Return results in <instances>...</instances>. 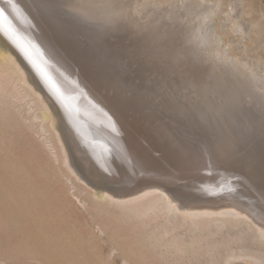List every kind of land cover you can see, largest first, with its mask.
I'll use <instances>...</instances> for the list:
<instances>
[{"label":"bare ground","instance_id":"obj_1","mask_svg":"<svg viewBox=\"0 0 264 264\" xmlns=\"http://www.w3.org/2000/svg\"><path fill=\"white\" fill-rule=\"evenodd\" d=\"M189 1L192 2L193 0ZM234 1L229 5L226 3L229 8L226 6L224 7L228 8L226 14L231 23L228 29L233 33L232 35L236 36L234 33L237 34L238 41H241L245 37V33L246 39L248 38L247 34L251 33V35L254 36L256 33L254 36L256 38L254 39L252 37L255 42L252 43L251 41V43H248L250 41H247V44L244 42L246 44V52L235 49L233 46L236 45L234 44L232 46L229 42V44L223 42V23L218 25L215 24V13L218 7H220L221 0H207L205 6L203 5V1V6H199L198 0L196 1L197 4L192 2L195 6L190 4L187 0H0V8L4 9L7 17V22L0 24V180L8 181L17 174L25 175V167L21 161L18 160L17 154H15L13 150L14 135L12 136L10 134L8 136L4 132L6 128L3 129L7 123L5 126L2 124L6 122L5 119L9 112L8 110V112L6 111V106L15 104V102L12 103V100H25V98L31 97V102L36 103L37 105H35L39 107L38 109L40 111V114L38 113L39 115L34 114L35 118L42 119V123H44L43 121L48 122L57 134L61 131L62 137L69 150L71 164L77 170L78 175L71 168L66 153H64L63 157V161H65L64 166H68L71 172L76 174V179L88 187L93 197L98 201L97 203H101V205L105 204L109 207L112 205L119 208V210L123 212L125 218H139L140 221V217H146L150 222L151 220L154 221L163 216L167 223L176 221L177 218H180L179 223L181 225L189 223L190 228L192 227L195 229L198 226L203 227L204 224H206L207 227L214 224L216 227L217 224H219L218 221L223 220L231 221V223L232 221L235 223L244 222V225L247 223L254 229L255 239L258 237L264 243V211L261 210L264 208V179H262V173L259 174V172H261V167L255 168V170H257L256 174H259L255 175L252 173L254 171H251V169L254 168L253 165V168L249 167V169L247 163L246 169H239L237 167V169H235V167L231 168L228 166L221 167L218 166L220 163H215L213 159L212 161L217 164L216 168L214 165H211V162L210 165H206L198 158H191V156L185 154L178 145L174 144L169 139L155 136L150 128L146 126L147 124L145 125V115L135 103L134 98L127 96L123 90H120L117 82L109 79L111 77L107 78L103 76L101 70V73L95 71L92 66L93 63L91 64L92 60L88 58L89 55H85L84 50L80 48V45L74 40L75 34H83V36H86L87 42L84 39L82 40L86 43L95 42L94 46H102L105 48L104 51L110 54L113 50H121L123 52L124 50L134 47V42H130L127 37L130 34H139L147 42L148 55L158 56L161 61L160 63L167 66L168 69L169 67H187L188 71L190 69V71L192 70L194 73L201 75V78H197V80L212 92L209 93L213 94L212 99H214L217 108L216 114L218 115V113H220L231 117L230 128L226 130V133L231 140L233 139L232 141L234 144L237 145L239 141L243 142V145L245 144L247 146H244L246 148L244 154L251 157L252 154H254L253 151L257 150L255 149L256 147H264L260 134L261 116L264 115V19L261 18L264 15L261 17L256 15L258 18L251 20L247 17L249 14H244L247 19L253 21L254 24L252 22L250 23H252L254 27L256 26L255 31L249 30L250 32L248 33L246 32V26L249 22H247L246 25L244 24V21L247 19L244 20V17L240 15L242 13L239 12L238 14L237 11L239 10H237ZM13 4L15 7H12ZM241 4L243 5L244 3ZM245 5H247V3L243 6ZM244 8L245 10L250 9V7ZM238 9H240V6ZM245 10L244 13L254 11ZM251 14L254 13H250L249 16H251ZM240 18L244 21L242 20V22ZM205 19L211 21V26L202 28L199 22L205 21ZM217 20H219V18ZM8 23H10L12 30L29 47L32 59H29V57L24 54L15 43L13 37L5 30L8 27ZM251 28L252 26H250L249 29ZM230 31L228 32L230 33ZM253 32L254 34H252ZM227 38L228 37H226V39ZM109 39L119 44L113 46L111 45L112 43L109 42ZM228 39L230 40V38ZM248 39L251 40V38ZM126 41H129L130 45H124L123 42ZM80 43H82V41ZM233 43H235V41H233ZM238 43H240L241 46V42ZM86 45L89 47L88 44H85V46ZM240 46L239 49H241ZM114 51L113 53L118 52ZM135 62L138 61L136 60ZM149 64L147 65H149L151 69L153 63ZM36 65H39L40 68L44 69V71L51 76L59 92H57L45 79ZM179 71L181 70L179 69ZM182 71L181 73H184ZM185 76H183V78ZM188 76L189 75H187V77ZM115 77L117 76L115 75ZM177 78L178 77H176V79ZM153 80L152 82H154ZM164 92H166V90H164ZM160 94L161 93H159V95ZM183 98L185 99V97ZM172 100L174 99L172 98ZM169 102L171 101L169 100ZM184 103L185 102L182 104L180 103V105L183 106ZM208 103L209 101L207 104ZM30 104L32 103L29 102L28 106ZM171 104H169V106ZM17 106L21 105L19 104ZM182 106L180 107L181 110L175 109V105L173 109L177 111L178 115H183L186 118L190 117L191 115L189 116V113L187 114ZM12 107H14V105ZM12 107H9V110H11ZM21 108L22 107H20V109ZM195 110L194 108V111ZM26 112L28 113V111ZM13 113V116H17L15 115L17 112L15 113L14 111ZM210 113H212L213 116ZM214 113L209 112L210 117L217 118ZM195 116L197 118H203L201 120L204 121V123L208 121L204 119L206 116L200 114L199 110L198 114L196 113ZM27 118L31 119L30 117ZM14 119L15 117L13 120ZM190 120L195 122L201 121L200 119L192 120V118ZM211 120L215 122L213 121L214 119ZM219 120L221 121L220 118L218 121ZM16 122L18 123V120ZM208 122H206V125L210 126ZM149 123H151V121H149ZM149 123L148 125H150ZM20 125L18 126L20 127ZM151 125L150 127L154 126ZM211 127L209 128L212 129ZM219 127H221V125ZM41 129L40 131H42ZM44 129H46V127ZM163 130L164 129L161 128L160 131L163 132ZM196 130H198V126H196L195 131ZM218 130L216 131L218 132ZM199 131H202V129L198 130L197 133H199ZM191 133L194 132L192 131ZM222 134H224V132ZM197 135L199 136V134ZM59 136L60 134L58 136L56 135L57 138ZM257 136L259 138L253 141ZM200 139L203 140L205 138L201 137ZM210 139L213 138L211 137ZM217 139L220 140L219 138ZM60 140L58 141L57 139L58 142H60ZM235 147H238V145ZM61 148H63V145ZM260 151H262V148L259 151L257 150V153L259 154ZM256 154L253 156L255 157ZM243 156H240V159L241 157L243 158ZM236 157L233 155L231 158L236 159ZM249 157L246 159L249 160ZM254 157L253 159L257 158V160L260 161V158H258L259 156H256V158ZM251 158L250 160H252ZM217 161L219 162V159H217ZM222 163L221 161V164ZM233 163H235L234 160ZM234 165L237 166V164ZM244 165L245 163H242V167H244ZM209 166H214L215 168L213 167V169ZM81 175L84 176L89 183L84 181ZM71 184L74 185V183ZM5 204L6 203L0 201V207ZM90 206L91 205H89V207ZM101 211L102 209L100 210L99 208V213ZM112 214L114 213L112 212ZM118 218L119 217H117V219ZM115 221L117 220L115 219ZM13 222L15 223V220H11L5 215L0 214V227L2 231H4L5 238H8L10 235V230L7 229H12L14 227ZM151 223L153 224V222ZM96 225L97 224H95V226ZM100 225V230L103 232L107 230L105 224L100 223ZM238 225L242 224L238 223ZM23 226L24 225H22V227ZM161 226L162 225H160V227ZM218 226L220 227L221 225ZM136 227L137 226L134 228ZM115 228L116 230L117 228L119 229V227L116 226ZM121 229H123V227ZM146 229L142 230L147 231ZM207 229L205 230L208 231ZM163 231L162 233L167 236V233L170 232L169 227L164 226ZM192 231H194V229ZM134 232L136 231L134 230ZM197 235L199 237V234ZM189 237L191 238V236ZM170 239L172 240H167L168 242L166 243L171 250L174 248V255L178 254L179 257L182 255V259L183 257L186 258L184 254L187 253L189 248L192 252L196 253L203 249L201 243L202 238L200 241L191 240L190 243L185 240H179L178 237L175 238L174 241L172 237ZM147 240H145V242ZM206 240L205 238V242ZM37 241L40 242L44 240L39 237ZM157 242H160V240ZM143 243L142 245H144ZM147 244L149 245V243ZM62 245H64V242ZM212 245L215 246V243H212ZM214 246L210 247L213 249ZM157 247L159 246L155 245L154 250H156ZM216 247H218V245ZM62 248L63 249H60V247L44 248L43 246V252H40L33 246L30 247L27 244H19L18 242L11 243L7 241L0 247V264H107L105 261L107 259L103 262V260L100 261V258L98 259L95 255H91V248ZM140 250L143 249L141 248ZM242 250L240 253H235L233 251L234 253L229 255V257L226 256L227 259H225L226 257L223 258L224 260H222V262L231 263V259L233 260V258L241 260L239 259L240 257H247L264 264L263 259L259 258L260 256L250 252H243ZM114 251L116 250L114 249ZM208 251L202 252H204L205 255V253L209 254ZM202 252L200 253L201 256L203 255ZM131 253H136V250L132 249ZM140 253L141 252L138 250L137 254ZM108 254L110 256L113 255L110 251ZM153 254H155L154 251ZM213 254L215 253L213 252ZM109 255L106 257L109 258ZM164 255L166 257L168 254L164 253ZM220 255L222 256V253ZM116 256L119 257V254ZM196 256L199 255L196 254ZM103 257L104 256H102V259ZM169 257L171 258V256ZM110 258L112 259V257ZM157 258H159L160 261L161 258ZM170 258H166L168 259V263ZM203 258L204 260L207 259L205 257ZM164 260L165 259L162 261ZM235 260H233V262ZM254 260L246 261L250 263H245L243 261L244 263L231 264H255L253 262ZM164 264H166V260Z\"/></svg>","mask_w":264,"mask_h":264},{"label":"rangeland","instance_id":"obj_2","mask_svg":"<svg viewBox=\"0 0 264 264\" xmlns=\"http://www.w3.org/2000/svg\"><path fill=\"white\" fill-rule=\"evenodd\" d=\"M187 1L190 4H193V3L197 4V2H196L197 0H193V1L191 0L193 3L190 2L189 0H187ZM202 1L198 0L199 6L200 5L201 6L206 5L205 2L207 0H202ZM233 1L234 0H230V1L229 0H224V1L221 0V4L219 5L220 7H218V10L216 11L217 14L215 13V17H216L215 18V24L218 25L220 23L221 24L223 23L222 28L224 31L222 34V39H223L224 43L225 42L227 44L230 43V45L232 44V46L234 44V45H236V46H233L235 49H237L239 51L242 50L244 52L246 50V48H245V45L247 44L246 42L250 41L248 43H251V41H252V43H253V42H255V40H253L252 37L254 39L256 38V37H254L256 33L255 34H254V32L252 33V34H254V36H252L251 33H249L252 30H254V31L256 30V26L254 27V25H252L253 21H250L249 19L255 20L259 16L261 17L264 15V0H249V1L244 0L245 2L243 0L242 1L235 0L236 2L234 1V3H236L237 10H239V11H237L238 14H239V12L242 13L240 15L244 17V20L247 19V17L249 18V19L244 21L243 19H241L242 17L239 16V17H241L240 18L241 21L243 20L245 22L244 23L245 25L247 24V22H249L246 26L247 27L246 32L249 33V34H247L248 35L247 37L251 38V40L248 38H247L248 39L247 40L245 38L246 37V33H245V37H244L245 39L243 38L241 41H238V35L237 34L234 33V35H236V36H233L232 35L233 33H231V31L228 29L231 23L229 22L230 20L228 19L227 14H226V12L229 8V6H227V4L229 5L230 3H233ZM202 3H203V5H202ZM241 3H244V4L247 3V5L243 6L244 4L242 5ZM195 4H193V5L195 6ZM221 5L222 6L224 5V6L222 7ZM225 6L228 8H224ZM239 6H240V9H238ZM241 6L243 8L244 7H250V9H246V10H248V11L254 10V11L250 12V13L253 12L254 14H251V16H249L250 13H246V12L244 13L245 8L243 9ZM244 14L245 15L249 14V15L246 17ZM263 17H261V18L264 19ZM218 18H219V20H217ZM225 19H226V22H225ZM250 22H252V23H250ZM201 24H203V25H201ZM249 24H251V25H249ZM199 25L202 28H206L208 26L210 27L211 21L209 19H205V21H200ZM248 26H249V28H250V26H252V28L249 29ZM227 29H228V31H230V33L227 31ZM225 34H227V35H225ZM249 35H250V37H249ZM226 37L230 38V40L228 38L226 39ZM82 39L86 40V42H87L86 36H83V34L78 33V34L74 35V40L80 45V48H82L84 50L85 55H87V56L89 55L88 58L92 60L91 64L93 63L92 64L93 69L95 71H99V72L101 70L102 73L101 72L100 73L107 78L111 77L109 79L117 82L118 88L120 90H123V92L127 96L134 98L135 103L140 107L141 111L145 115V118H144L145 125L147 124L146 126L150 128V130L155 134V136L160 137V138L168 137L166 139H169L174 144L178 145L182 149V151L185 152V154H187L188 156H191V158H198L199 160H201L206 165L207 164L210 165V162H211V165H214L216 167L217 164H215V163L217 162V163L221 164V161H222L223 162L222 164H224V165L218 164V166H221V167L228 166L231 168L235 167V169H237V168L246 169L248 167V169H249V166L245 163L246 161H248V159H246V158L249 157L246 154H244L245 150H246V148L244 146H246V145L245 144L243 145V142L239 141V142H237L238 147H235L237 145L234 144V142L232 141L233 139L231 140L229 135L226 133V130L230 128L231 117L226 116V115H222L218 112H217L218 115L216 114L217 108L215 106L216 103H215L214 99H212L213 98V94H211L212 92L210 91V89L205 88V86L200 84L197 80V78L198 79L201 78V75H198L197 73H194L192 70L190 71V69H189V71L192 73L191 74L188 71L187 67H172V68L169 67V69H168L167 66L160 63L161 61H160V58H158V56H156L157 57L156 58L153 55H148L149 58L151 56V58H150L151 61L152 60L154 61V63L152 64L153 66H151V69L149 66L151 64L148 63L149 65H147V64L144 65L145 64L144 62L139 61L135 58L125 68L122 65L120 59H118V58H125V54H126L127 50H124L123 52L121 50L120 51H118V50L114 51L113 50L114 52L118 51L117 52L118 54L113 53V51L112 52L110 51L111 53L107 54V52L104 51V49H105L104 47L94 46L95 42L94 43H86ZM224 39H225V41H224ZM232 40L235 41V43H237V44L233 43ZM81 41H82V43H80ZM109 42H111L112 44L111 43L110 44L113 46L119 44L118 42H116V43L113 42V40H111V39H109ZM126 42H128V43H126ZM126 42H123V44L126 46L130 45L129 41H126ZM238 42H241V46H240V43H238ZM85 44H88L89 47L87 45L85 46ZM92 45H93V47H92ZM237 45H238V47H237ZM239 46L241 47V49H239ZM97 49H98V51H97ZM97 54H99V55H97ZM152 56H153V59H152ZM136 60L138 62H135ZM155 63L156 64L158 63V64L156 65ZM159 65H160V67H159ZM161 67L166 68L168 71L162 72L160 70ZM174 68H176V69H174ZM179 69L181 71L184 70L182 72H184L185 74L181 73V71H179ZM156 71H158V72H156ZM115 75L117 77H115ZM160 75H162L164 77H162ZM187 75H189V76L187 77ZM183 76H185V77L183 78ZM176 77H178L177 78L178 80L176 79ZM155 79H156V81H155ZM120 80H121V82H120ZM152 80L154 82H152ZM157 80H159V81H157ZM162 84H165V85H162ZM164 90H166V92H164ZM167 91L170 93H168ZM209 92H211V93H209ZM159 93H161V94L159 95ZM204 93H206V94H204ZM179 94H181V95H179ZM166 95L167 96L172 95L174 97L168 96L170 98L169 99ZM207 96L209 97V99ZM210 96H211V98H210ZM183 97H185V99ZM199 97H200V100H199ZM19 98H20V96H19ZM172 98L174 100H172ZM22 100L14 99V100H12V103L15 102V104H13L14 107H12L13 105H7L8 107L6 106V111L7 110L9 111V112L7 111L8 112L7 116L9 118L5 114L7 120L5 119L6 122L4 124H2L3 126H5L7 123V125L3 129L6 128L4 132L8 136L10 134L12 136L14 135V140H13L14 149L13 150H14L15 154H17L18 160H20L21 163L23 164V166L25 167V172H24L25 175L23 176V174L22 175L17 174L14 178H12L8 181L0 180V201L3 203H6L4 206L0 207V214L5 215L6 217H8L11 220H15V223L13 222L14 227L12 229H7V230H10V235L8 238L4 237V231H2V228L0 227V247L5 242L8 241L11 243L18 242L19 244H27L30 247L33 246L40 252H43V250H42L43 246H44V248L45 247H60V249H63L62 247L67 248V249H70L72 247L73 248H83V249L91 248L92 250L90 249V254L93 256L95 255L98 259L100 258L99 260L100 261L103 260V262L105 259H107V260L109 259L108 261L105 260L107 262V264H124V262L126 260L128 262L126 261L127 263L125 262V264H164L165 260H166V264H181V263L186 264V262H187V264H198V263L199 264H203V263H206V264L211 263L212 264V262H213V264H215V263L216 264H220V263L221 264H223V263L224 264H231V263H244V262L250 263V262H246V261H248V260L252 261L254 259L251 260V258H247V257H245V258L240 257L239 259H241V260H238V258H233V260H235V259L236 260L233 262V260L231 259V263H225V261L222 262V260H224L223 258H225L226 256L229 257V255H231L234 252L240 253V251L242 249H244V250H242L243 252L244 251L250 252L254 255L260 256L259 258L263 259V262H264V252H262V251H264V243L258 237H256V239H255V233L253 232L254 229L247 223L244 225L243 224L244 222H236L235 223L234 221H232V223H231V221L223 220V221H218L219 224H217L216 227L214 224H213L214 226L211 225L213 227H211V226L207 227V225L204 224L203 227L198 226L195 229L192 227L190 228L189 223H184L185 225H183V224L181 225L179 223L180 218H177L176 221H171L170 223H167V221L165 220V217H163V216L159 217L157 220L156 219L154 221L151 220L150 222H149L148 218H146V217H143V218L140 217L141 218L140 221H139V218L126 217L128 219L127 220L125 218V216L123 215V212L121 210H119V208H116L112 205L109 207L105 204L101 205V203H97L98 201L93 197V195H92L91 191L88 189V187L76 179L77 170L71 164L69 150H68L67 145H66V143L62 137L61 131L57 134V132L54 131L53 127L48 122L43 121L44 123H42V119L35 118V115L36 114L39 115L40 111L38 109L39 107L38 106L36 107L37 104L34 102H31V97H27V98H25V100L24 99H22ZM169 100L171 102H169ZM177 100H179V101H177ZM202 100H204V101H202ZM208 101H209V103L207 104ZM29 102L32 104H30L28 106ZM183 102H185L183 104V106L180 105V103L182 104ZM211 102H213V103H211ZM168 103L169 104L172 103V104L169 106ZM19 104L21 106H17ZM32 105L34 108L32 107ZM174 105H175V109H177V110L178 109L181 110L180 107L182 106V108H184L183 110H185L187 112V114L189 113L188 114L189 116L191 115L190 117L192 118V120L203 119V118H197L195 116L196 113L198 114V110H199L200 114H203L204 116L207 117V119H206V117L204 119L208 120L209 122L205 121V123H204V121H202V120H201L202 122L201 121L195 122V121H191L190 117H188L189 118L188 119L183 115H178L177 111L173 109ZM177 105H178V107H177ZM25 106L28 108H26ZM197 106H198V108H197ZM9 107L10 108L12 107L11 110H13V111L9 110L10 109ZM20 107H22V108L20 109ZM25 108H26V111H28V113L25 111ZM194 108L196 109L195 111H194ZM207 109H209V110H207ZM18 110H19V113H18ZM210 110H212V111H210ZM14 111H15V113L17 112L15 114L17 116H13ZM36 111H38V112H36ZM209 112H213V113L215 112L214 114H216L215 117H217V118L210 117V114H212V113L209 114ZM12 113H13V115H12ZM9 114H10V116H9ZM212 116H213V114H212ZM14 117H15V119L13 120ZM25 117L26 118L30 117L31 119H28V118L26 119ZM153 117L156 119H154ZM146 118H147V120H146ZM148 118H150V119H148ZM219 118L221 119L222 122L220 120L218 121ZM33 119H36V120H33ZM211 119H214L213 121H215V122H212ZM8 120L10 123L8 122ZM17 120H18V123L16 122ZM148 120L151 121V123H149ZM146 121H148V122H146ZM206 122H208V124L210 123L209 124L210 126H207ZM148 123L150 125L152 124L151 126L154 125L153 126L154 128L150 127V125H148ZM198 123H200V124H198ZM18 125H20V127ZM45 125H47L49 127L51 126V127L49 128ZM220 125H221V127H219ZM196 126H198V130L202 129L203 132L199 131V133H197L198 130L195 131ZM202 126L204 129L202 128ZM7 127H8V129H7ZM45 127H46V129H44ZM209 127H211L212 129H210ZM217 127H219V128H217ZM10 128H12V129L9 130ZM156 128L160 129V130H161V128L164 129L165 130V132L163 130L164 135L162 136L160 134L161 131L160 132L156 131L157 130ZM191 128H195V129H191ZM40 129L42 131H40ZM213 129H215V130H213ZM218 129L221 131H219ZM216 130H218V132ZM192 131L195 134L191 133ZM33 132H34V134H33ZM223 132H224V134H222ZM196 133L199 134V136ZM205 133H206V135H205ZM59 134H60V136H59L60 138L59 137L57 138L56 135L58 136ZM200 134H202V135H200ZM203 134H204V136H203ZM216 134H218V135H216ZM209 135L213 139H210L211 137ZM224 135H225V138H224ZM201 137L205 138V139L206 138L210 139L212 141V143L214 145V151L211 154L209 153L207 145L202 142L205 139L202 140V139H200ZM217 138H219L220 140H218ZM258 138L259 137L257 136L256 138L253 139V141H255V139H258ZM57 139H58V141L61 139L60 142H58ZM197 139H199L201 141H199ZM219 141H220V143H219ZM62 145H63V148H61ZM239 145H240V147H239ZM261 148L262 147H260V148L256 147L255 149H257L259 151ZM257 150H255L256 153H257ZM255 151H253L254 154H252V156H251L252 158L249 157V160L251 158L253 161H255L254 163L257 164V165L254 163L252 164L254 167L253 168L251 166V168L254 169V170L251 169V171H254L252 173H254L255 175H259V174H261V172H259V174H256L257 170H255V168L257 169L260 166V165H258L260 163L257 160L256 156H259L258 158H260V154H261L260 152L261 151L259 152V154L258 153L256 154ZM64 153H66L69 164H71V168L74 170V172L76 174L74 172L72 173L71 170L68 168V166H64V163H65V161H63ZM246 153H247V151H246ZM255 154H256V156L254 157L253 155H255ZM233 155H234V157H236L237 155L239 157L237 156L236 159L235 158L233 159V158H231V157H233ZM245 155H246V157H245ZM220 156L223 159H219V162H218L217 159ZM240 156H243L244 159L242 157L240 159ZM253 157L256 159H253ZM226 158H229V159H226ZM233 160L235 163H233ZM239 160H240V162H239ZM256 160H257V162H256ZM242 163H245L244 167H242ZM234 164H237V166ZM246 165H247V167H246ZM209 167L213 168L212 166H209ZM260 171H261V169H260ZM84 181H86V180H84ZM71 183H74V185ZM83 190H85L86 192ZM84 195H86V196H84ZM81 199L85 202H83ZM88 200H89V202H88ZM91 201H92V203H91ZM89 205H91V206L89 207ZM99 208H100V210L102 209V211H101L102 213L101 212L99 213ZM112 212L114 214H112ZM106 214H107V216H106ZM117 217H119L121 219H119V218L117 219ZM115 219L117 221H115ZM134 220H135V222H134ZM118 221H119V223H118ZM130 221L133 224H131ZM159 221H160V223H159ZM136 222L139 224H137ZM151 222H153V224ZM154 222H155V224H154ZM156 222H158V223H156ZM233 222H234V224H233ZM100 223L106 225V227H107L106 231L103 232L102 230H100V228H101ZM125 223H126V225H125ZM140 223H141V225H140ZM149 223H150V225H149ZM164 223H166V224H164ZM226 223H227V225H226ZM238 223L242 224V225H238ZM95 224H97V225L95 226ZM236 224H237V227H236ZM22 225H24V226L22 227ZM160 225H162V226L160 227ZM171 225H172V227H171ZM218 225H221V226L219 227ZM247 225H249V226H247ZM115 226L119 227V229L117 228L118 231L116 230ZM133 226L134 227L137 226V227L134 228ZM142 226H144V227H142ZM153 226L155 227V229ZM164 226L169 227V230H170V232H169L170 234L167 233V236H166V234L162 233V231L164 230ZM122 227H123V229H121ZM147 227L151 230H149ZM151 227H153V228H151ZM133 228L136 232H134V230L132 231ZM199 228H200V230H199ZM125 229L126 230L128 229V230L126 231ZM142 229L143 230L146 229L147 231H143ZM190 229H192V230L194 229V231H192ZM205 229H207L208 231H206ZM156 230H158V231H156ZM155 232L157 235L155 234ZM98 233H99V235H98ZM153 233H154V235H153ZM188 233L192 234V235H189ZM212 233H214V234H212ZM70 234H71V236H70ZM139 234H140V236H139ZM180 234H181V236H180ZM197 234H199V237ZM131 235H133V236H131ZM168 235H169V237H168ZM179 236H180V238H179ZM189 236H191V238ZM192 236H194L195 238ZM39 237H41L44 241H40V242L37 241ZM137 237H138V239H137ZM141 237H142V239H141ZM171 237L173 238V241L175 240V238L178 237L179 240H183V241L185 240L188 243H190L191 240L192 241H200V239L202 238L201 243H202L203 249H201L200 252L196 253V252H192L189 248L187 251L188 254L187 253L184 254V256L186 258L183 257V259H182L181 258L182 255H181V257H179L178 254L174 255V253H175L174 248H173L174 251L171 250L169 248L168 244L166 243V242L172 240V239H170ZM144 238H146V239H144ZM166 238L168 241L166 240ZM205 238L207 240L209 239L208 242H207V240L205 242ZM156 239H158V240H156ZM162 239H164V240H162ZM178 239H176V240H178ZM187 239H189V240H187ZM45 240H47V241H45ZM145 240H147L148 242L147 241L145 242ZM159 240H160V242H157ZM63 242H64V245H62ZM135 242H136V245H135ZM229 242H231V243H229ZM261 242H262V244H261ZM91 243H92V246H91ZM142 243L144 245H142ZM145 243L146 244L149 243V245L148 244L146 245ZM212 243L213 244L215 243V246L212 245ZM216 243H217L218 247H216L217 246ZM97 244H99V245H97ZM166 244H167L168 248L166 247ZM205 244L207 245V247L209 249L206 247ZM260 244H261V247H260ZM155 245L159 246L156 248V250L160 248L159 249L160 252H159V250H157V251L154 250ZM209 245L211 247L214 246L216 248L213 247V249H212ZM244 246H246V247H244ZM94 247H95V249H94ZM148 247H150V248H148ZM163 247L166 249V251ZM141 248L143 250H140ZM218 248L220 249V251ZM114 249L116 251H114ZM132 249L136 250V253H134L136 255L131 253ZM151 249H152V251H151ZM205 249L207 251L209 250L208 251L209 254L205 253V255H204V252H207ZM216 249H217L218 254L216 252ZM231 249H232V252H231ZM138 250H139V252H141L140 254H137ZM212 250H214V251H212ZM109 251L113 255L110 256L108 254ZM153 251L155 254H153ZM202 251H204V252H202ZM189 252H191V253H189ZM201 252L203 253L202 256L200 254ZM213 252L216 255L213 254ZM164 253H166L168 255H166V257H165ZM221 253H222V256L220 255ZM117 254H119V257L116 256ZM192 254H193V256H192ZM196 254L199 256H196ZM108 255H109V258H107ZM155 255H156V257H155ZM176 255H178V256H176ZM217 255H218V257H217ZM99 256H101V257H99ZM102 256H104L103 259H102ZM169 256H171V258ZM207 256L209 257V259ZM210 256H212V257H210ZM110 257H112V259ZM157 257L161 258L160 261H159V258H157ZM176 257L177 258L179 257V258L177 259ZM192 257L194 260L192 259ZM203 257H205L207 259L204 260ZM227 257L225 259H227ZM166 258H170L169 263L167 262L168 259H166ZM216 258L217 259L219 258V259L217 260ZM123 259H124V261H123ZM163 259H165V260L162 261ZM183 260H185V261H183ZM9 261H13V260H9ZM170 261H172V262H170ZM218 261H220V262H218ZM208 262H210V263H208ZM253 262L255 264H262L257 260H254Z\"/></svg>","mask_w":264,"mask_h":264},{"label":"snow or ice","instance_id":"obj_3","mask_svg":"<svg viewBox=\"0 0 264 264\" xmlns=\"http://www.w3.org/2000/svg\"><path fill=\"white\" fill-rule=\"evenodd\" d=\"M12 7H15V5L13 4ZM5 22H7V17L5 15L4 9L0 8V24L5 23ZM5 30L8 31V33L13 37L15 43L24 52V54L28 56L29 59H32L29 47L12 30L10 23H8V27ZM127 38L130 42H134V47L129 48L127 50L125 54V58H118L120 59L122 65L125 68L128 66L129 63L132 62L134 58L139 61H143L145 64L154 63V61H150V58L148 57L147 42L142 36H140L139 34H130ZM36 66L38 70L41 71L45 79L52 85V87L57 92H59V89L56 87L55 83L52 81L51 76H49V74L46 71H44V69L40 68L39 65H36ZM160 70L162 72H167V69L163 67H161ZM157 131L160 132V129H157ZM160 134L162 136L164 135L163 132H160ZM260 134H261L262 143H264V115L261 116ZM165 138H168V137H165ZM202 142L207 145L209 153L211 154L214 151V145L212 141L210 139H205ZM218 159H222V158L218 157ZM245 163H247L248 166L251 167L254 161L248 160ZM259 163L261 167L262 179H264V147H262ZM261 210L264 211V208H262Z\"/></svg>","mask_w":264,"mask_h":264},{"label":"water","instance_id":"obj_4","mask_svg":"<svg viewBox=\"0 0 264 264\" xmlns=\"http://www.w3.org/2000/svg\"><path fill=\"white\" fill-rule=\"evenodd\" d=\"M82 176V175H81ZM84 180H86L88 182V180L86 178H84V176H82ZM89 183V182H88Z\"/></svg>","mask_w":264,"mask_h":264}]
</instances>
